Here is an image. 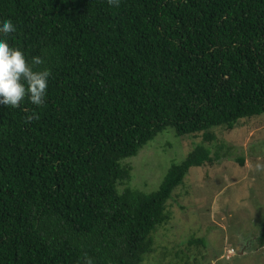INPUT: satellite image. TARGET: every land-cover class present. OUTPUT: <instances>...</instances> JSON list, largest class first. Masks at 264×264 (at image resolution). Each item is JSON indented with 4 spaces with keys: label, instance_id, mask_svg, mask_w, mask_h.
Instances as JSON below:
<instances>
[{
    "label": "trees",
    "instance_id": "1",
    "mask_svg": "<svg viewBox=\"0 0 264 264\" xmlns=\"http://www.w3.org/2000/svg\"><path fill=\"white\" fill-rule=\"evenodd\" d=\"M5 19L51 75L44 105H0V264H142L221 154L196 146L148 193L126 160L168 128L212 145L264 114V0H0Z\"/></svg>",
    "mask_w": 264,
    "mask_h": 264
},
{
    "label": "rangeland",
    "instance_id": "2",
    "mask_svg": "<svg viewBox=\"0 0 264 264\" xmlns=\"http://www.w3.org/2000/svg\"><path fill=\"white\" fill-rule=\"evenodd\" d=\"M215 130L211 145L202 134L178 136L168 128L126 160L133 168L128 185L148 193L196 146L221 154L213 164L191 168L176 188L167 205L171 221L155 230L154 251L142 264H264V246L257 243L264 230V170L256 167L264 164V114L232 131Z\"/></svg>",
    "mask_w": 264,
    "mask_h": 264
},
{
    "label": "clouds",
    "instance_id": "3",
    "mask_svg": "<svg viewBox=\"0 0 264 264\" xmlns=\"http://www.w3.org/2000/svg\"><path fill=\"white\" fill-rule=\"evenodd\" d=\"M106 2L110 7L119 8L121 0ZM16 31L17 26L10 19L0 21V105L18 108L27 100L42 106L46 101L50 69L39 67L45 63L41 56L29 60L20 48L10 46L8 37ZM256 167L258 171L264 170V164Z\"/></svg>",
    "mask_w": 264,
    "mask_h": 264
}]
</instances>
